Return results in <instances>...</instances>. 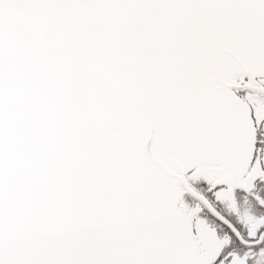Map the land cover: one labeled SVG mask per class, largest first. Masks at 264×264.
Listing matches in <instances>:
<instances>
[{
  "label": "snow or ice",
  "instance_id": "snow-or-ice-1",
  "mask_svg": "<svg viewBox=\"0 0 264 264\" xmlns=\"http://www.w3.org/2000/svg\"><path fill=\"white\" fill-rule=\"evenodd\" d=\"M0 264H264V0H0Z\"/></svg>",
  "mask_w": 264,
  "mask_h": 264
}]
</instances>
